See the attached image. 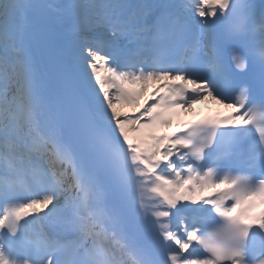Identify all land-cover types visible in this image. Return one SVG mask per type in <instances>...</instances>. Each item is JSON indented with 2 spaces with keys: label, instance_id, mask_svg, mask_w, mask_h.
Here are the masks:
<instances>
[{
  "label": "snow or ice",
  "instance_id": "obj_1",
  "mask_svg": "<svg viewBox=\"0 0 264 264\" xmlns=\"http://www.w3.org/2000/svg\"><path fill=\"white\" fill-rule=\"evenodd\" d=\"M0 165V264H264V0H0Z\"/></svg>",
  "mask_w": 264,
  "mask_h": 264
}]
</instances>
